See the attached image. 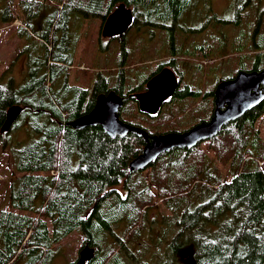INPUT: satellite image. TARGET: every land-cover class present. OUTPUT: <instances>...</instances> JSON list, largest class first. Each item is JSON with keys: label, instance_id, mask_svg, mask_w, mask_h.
Segmentation results:
<instances>
[{"label": "trees", "instance_id": "trees-1", "mask_svg": "<svg viewBox=\"0 0 264 264\" xmlns=\"http://www.w3.org/2000/svg\"><path fill=\"white\" fill-rule=\"evenodd\" d=\"M15 1L0 0V26L17 20L11 8ZM47 1L61 8L37 0H20L26 26L19 28L18 34L29 46L22 51L28 56V69L21 83L11 70L0 81V143L6 145L12 131L23 129L27 136L25 141L12 143L18 172L9 189L12 209L0 211V264H51L54 248L78 230L85 234V245L95 248L96 253L113 237L120 241L121 249H132L130 243H139L135 244L141 246L138 260L151 252L155 255L157 249L159 264H264V140L256 128L264 117V102L206 142L220 162H231V181L225 180L201 146L174 150L150 168V185L170 213L161 219L152 218L156 196L143 172L130 171V164L147 144L144 138L132 134L124 139L113 138L101 127L77 131L70 126L94 109L100 95L112 91L127 103L133 102L138 107L137 115H141L136 99L138 87L127 83L125 70L134 48H129L125 38L121 40L122 57L116 77L99 71L91 89L70 86L71 67L81 39L78 28L85 20L100 19L104 24L118 5L125 4L133 10L134 25L139 30H169L171 57L150 77L167 67L179 76L176 60H181L183 54L174 46L175 33L184 37L182 30L191 31L186 29L190 18L210 20L213 0ZM233 1L236 11V5L247 4V0ZM208 24L203 27L202 40L206 30L210 34L215 33L213 29L223 30L222 24ZM193 29L194 34L202 31ZM262 29L259 16L251 31L233 36L231 46H227L225 33L219 39L211 38L206 46L205 41L199 43L202 40L195 44V51L204 52L206 58L218 51L220 62L214 67L221 71L222 79L217 85L233 80L239 72L264 70ZM216 87L205 94L212 103L200 106L196 114L186 118V111L172 112L161 126L144 129L151 136H159L183 132L178 127L185 124L193 128L210 121ZM199 96L200 92L185 86L166 105L171 107L176 100L184 102ZM14 107H20L22 113L12 130L2 133L7 114ZM129 107L124 106L121 120L141 127ZM178 115L182 119L171 120ZM160 117L149 116L155 122ZM175 123L177 129L173 128ZM159 224L165 227L152 247L146 239H153ZM124 237H129L130 243ZM162 244L167 248L164 256ZM106 250L104 257L89 264H124V260L117 262L119 252L115 246H107Z\"/></svg>", "mask_w": 264, "mask_h": 264}, {"label": "rangeland", "instance_id": "rangeland-1", "mask_svg": "<svg viewBox=\"0 0 264 264\" xmlns=\"http://www.w3.org/2000/svg\"><path fill=\"white\" fill-rule=\"evenodd\" d=\"M37 1L44 2L49 5L51 4L52 6H56L57 8H61V6L54 2L49 3V1L47 0ZM19 3L20 0H16L14 3V7L11 4L12 10L14 8V14H16L17 16V20L14 22V24L8 26H0V81L4 80L5 73L11 70L13 77L18 81V83H21L25 79V74L28 69V56L21 53L23 50L28 49L29 46L26 45L25 40L18 34V29L25 28L26 26L23 22V15L21 13ZM212 6L213 12L209 15L210 20L201 19L195 21L193 20V18H190V24H188L186 29L190 28L191 31L184 29L182 30L185 31L184 37H177L176 33L174 36V46L183 54L182 58H180L181 60H178L179 58L176 60L177 73L179 76L182 75V78L180 77L181 80L179 76H177L180 81L179 89L184 88L185 86H191L194 91L200 92L199 98H190L184 102L176 100V102L171 107L166 105V103L169 101L168 100L161 108L160 112L157 114V116H161V120L158 122L151 120L148 115H145L141 111V115H137L138 107L133 102L127 103V101H125V105H128V107L131 104L134 106L129 107V112L133 114L134 121L138 122V124L141 125L140 128L145 130L147 133L148 131L144 128L155 129L156 124L161 126L164 123V117H166V115L169 113H178L180 110H182L186 111V113H184L185 117L189 118V116L196 114V110L200 106L212 103V98H210L209 96H205V94L212 91L213 88L217 86V81L219 80V78L222 79L221 71L217 70V68L214 67L220 62L219 53L215 50L209 58H206L205 56H203L204 52L195 51V44L202 40V34L205 31H203V27L206 24L209 23L208 27L210 25L222 24L223 30L217 31L213 29L212 31H214L215 33L211 34L209 30H206L204 40L199 42L202 44L203 41H205V46L211 38L219 39L218 36H221L222 33L226 34L227 46H231L233 36H238L242 31L245 33L251 31L252 25L257 22L259 16H261L262 18V32L264 33V0H247V4L241 2V5H236L238 12L234 8L233 0H213ZM244 11L247 12V14L244 13ZM225 17H227V19L222 20V18ZM134 22L133 27H131L124 36L105 38L102 36V26L104 24L100 19H95L92 21L85 20L81 28H78V30L80 29L81 39L77 42L75 61L73 66L71 67V73L69 77L70 86L79 87L82 89H91L92 85L94 84L96 75L99 71H103L104 74H107L109 76L116 77L120 71L119 62L122 57V53L120 51L121 40L125 38L127 40H124V42L128 44L129 48H134L131 54L128 68L125 70L127 71L128 76L127 83L134 84L135 87H138V91L140 92L138 94L143 93V88H146V92L147 83L150 80L149 77L154 71L157 70L158 65H160L161 63H165L171 57L172 38L170 36V31L167 29L156 28L148 30L146 29V27H141L139 30L137 27H135ZM191 24H193L192 27L190 26ZM194 27L195 29L200 28L202 29V31L194 34L192 33ZM40 29L41 24L38 23L37 30L39 31ZM209 35L215 36L211 37ZM257 43L259 44L258 41ZM102 48L103 50H106L101 51L100 49ZM167 68L173 70V68L171 67ZM235 70L236 68L234 69V72ZM115 80L113 81V83H115ZM179 107L182 108L178 109ZM124 111L125 108L122 109V113ZM182 115H178L173 119H169L178 121L182 119ZM173 128L177 129L176 123L173 125ZM188 128H190L189 124L178 127V129H180L181 131H188ZM256 128L260 131L261 137L264 140V117L258 120V122L256 123ZM183 132L171 131L165 132L163 134ZM26 139V131L22 129L12 131L10 133V136L8 137V142L6 145L4 143H0V211L12 209L9 202V189L11 182L16 178L18 172L17 161L13 153L12 143L16 144L17 142L25 141ZM199 146H201L208 153L217 169L224 175L223 177L225 178V180L231 181L232 178L229 175L231 162H220L216 158L215 153L208 149L209 145L206 142ZM150 168L142 171V175L149 185L151 172ZM151 189L156 196V208L153 210L152 218L160 216L161 219L162 216H169L170 213L166 210V208L162 204V200L158 197L157 190L152 186ZM164 227L165 225L159 224L155 228L153 239L147 238L146 243H148L152 247L157 245V242L160 238L159 235L160 233H162ZM124 238L129 242V237ZM119 243L120 241H118L117 239L109 237L107 239L106 247L102 250H97L95 259L100 260L107 254V246H115L117 248V252H119L117 262H122L124 260V264H134L135 261L138 260L139 250L141 248V246H136L135 244L139 243L129 242L131 245H134L131 246L132 249H121L119 248ZM85 246L84 232L82 230L76 231L71 236L66 238L61 244L54 248L55 256L53 257V261L51 264H72L77 262L80 256V252ZM160 250L164 256L167 250L166 245L162 244ZM155 252V255L153 252L144 255L137 261L136 264H159L157 249L155 250Z\"/></svg>", "mask_w": 264, "mask_h": 264}, {"label": "water", "instance_id": "water-1", "mask_svg": "<svg viewBox=\"0 0 264 264\" xmlns=\"http://www.w3.org/2000/svg\"><path fill=\"white\" fill-rule=\"evenodd\" d=\"M133 10L121 4L107 18L102 26L105 38L121 37L133 26ZM180 81L170 68H164L147 83V91L136 95L139 109L148 116L157 115L164 104L178 91ZM215 110L210 121L194 126L183 133H169L150 136L140 127L125 123L120 113L125 105L124 97L112 91L97 98L94 109L70 126L77 131L89 127H101L107 135L124 139L132 134L144 138L143 153L130 164L132 173L142 172L156 164L159 159L174 150H193L199 145L217 137L232 122L241 119L264 102V70L239 72L233 80L219 83L214 92ZM22 109L9 110L2 133H9L18 121ZM96 257V250L86 245L80 252L77 264H89Z\"/></svg>", "mask_w": 264, "mask_h": 264}, {"label": "crops", "instance_id": "crops-1", "mask_svg": "<svg viewBox=\"0 0 264 264\" xmlns=\"http://www.w3.org/2000/svg\"><path fill=\"white\" fill-rule=\"evenodd\" d=\"M21 54H23V55H27V54H25V53H21ZM23 55H22V57H23ZM27 65H28V63H27ZM28 68V67H27Z\"/></svg>", "mask_w": 264, "mask_h": 264}, {"label": "bare ground", "instance_id": "bare-ground-1", "mask_svg": "<svg viewBox=\"0 0 264 264\" xmlns=\"http://www.w3.org/2000/svg\"><path fill=\"white\" fill-rule=\"evenodd\" d=\"M136 127V126H135ZM91 248H93V247H91ZM95 249V248H94Z\"/></svg>", "mask_w": 264, "mask_h": 264}]
</instances>
